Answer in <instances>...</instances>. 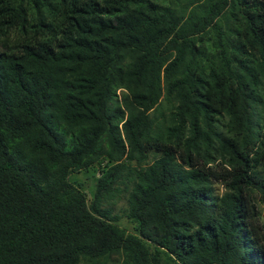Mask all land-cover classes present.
Wrapping results in <instances>:
<instances>
[{
  "label": "trees",
  "instance_id": "trees-1",
  "mask_svg": "<svg viewBox=\"0 0 264 264\" xmlns=\"http://www.w3.org/2000/svg\"><path fill=\"white\" fill-rule=\"evenodd\" d=\"M261 208L264 0H0V264H264Z\"/></svg>",
  "mask_w": 264,
  "mask_h": 264
},
{
  "label": "rangeland",
  "instance_id": "rangeland-1",
  "mask_svg": "<svg viewBox=\"0 0 264 264\" xmlns=\"http://www.w3.org/2000/svg\"><path fill=\"white\" fill-rule=\"evenodd\" d=\"M69 181L74 182L75 184H80L82 188H84L87 198L89 197L90 187L93 186V173L92 170H88L86 173H78L71 174L69 176ZM215 194L220 195L222 193V188L220 185L215 184L214 186ZM123 196H119L114 201H112L108 207L111 209L113 215L119 217L118 224L120 227L126 229L128 232L131 231V224L122 216V212L125 208V202L122 198ZM260 223L264 228V208L260 209Z\"/></svg>",
  "mask_w": 264,
  "mask_h": 264
}]
</instances>
